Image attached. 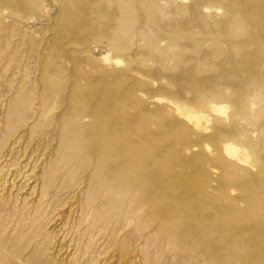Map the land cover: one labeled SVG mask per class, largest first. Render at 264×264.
I'll use <instances>...</instances> for the list:
<instances>
[{"label":"rangeland","instance_id":"rangeland-1","mask_svg":"<svg viewBox=\"0 0 264 264\" xmlns=\"http://www.w3.org/2000/svg\"><path fill=\"white\" fill-rule=\"evenodd\" d=\"M0 264H264V0H0Z\"/></svg>","mask_w":264,"mask_h":264}]
</instances>
